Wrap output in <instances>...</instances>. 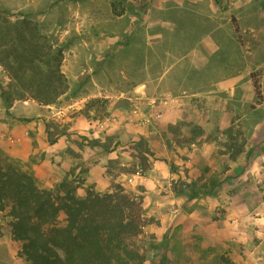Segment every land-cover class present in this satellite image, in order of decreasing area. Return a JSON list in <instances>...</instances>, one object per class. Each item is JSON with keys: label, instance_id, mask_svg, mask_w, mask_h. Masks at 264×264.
I'll return each mask as SVG.
<instances>
[{"label": "rangeland", "instance_id": "1", "mask_svg": "<svg viewBox=\"0 0 264 264\" xmlns=\"http://www.w3.org/2000/svg\"><path fill=\"white\" fill-rule=\"evenodd\" d=\"M125 5L116 15L110 0H0L1 18L25 15L63 46L68 84L50 104L7 106L0 95V151L48 188L67 177L80 196L121 187L142 197V264H264V0ZM212 29L218 50L162 77L170 52L190 51ZM9 84L0 64V86ZM37 119L44 150L14 132ZM19 249L2 212L0 264H27Z\"/></svg>", "mask_w": 264, "mask_h": 264}, {"label": "trees", "instance_id": "2", "mask_svg": "<svg viewBox=\"0 0 264 264\" xmlns=\"http://www.w3.org/2000/svg\"><path fill=\"white\" fill-rule=\"evenodd\" d=\"M116 15L127 0H110ZM64 49L44 38L39 24L23 16L0 17V64L10 69L16 85L0 86L7 106L31 97L54 103L68 89L62 70ZM254 87L259 98L261 86ZM27 91V92H25ZM27 93V94H26ZM6 212L19 256L27 264H134L144 261L136 240L145 225L143 198L121 187L111 192L76 193L67 177L45 187L34 171L0 151V215Z\"/></svg>", "mask_w": 264, "mask_h": 264}, {"label": "crops", "instance_id": "3", "mask_svg": "<svg viewBox=\"0 0 264 264\" xmlns=\"http://www.w3.org/2000/svg\"><path fill=\"white\" fill-rule=\"evenodd\" d=\"M213 31H214L213 29L210 30V32H208L207 34H205L203 36L201 41L198 40L196 42V44L191 46L192 48H191L190 51H188V52H186V53H184L182 55H177V53H171L170 52L169 55H173L175 57V60H174L175 62L165 68V70L163 71L162 77L166 76L167 74H169L173 70H175L176 66L182 64V60H184V58H186V57H190L192 62H193V64L195 66H198L199 59H202V57H205L206 51L211 53L214 50H218L220 48V45L217 42L216 38H214V36L212 34ZM161 33H159V36H161ZM230 79H234V77H229L228 76L226 78L225 77L220 78V79H218V81L222 80V82L219 81L217 83H214V85L216 84L217 86H220L222 84H228V83H225V81L226 82L229 81V83H230V81H231ZM252 81H253V79H252ZM253 87H254V81H253ZM254 89H255V87H254ZM261 89H262V86H261ZM255 93H256V90H255ZM27 128L31 129V133H33L34 137L30 138L29 136H23L24 133H25L24 130L27 129ZM14 130H15L14 131L15 134L18 133L22 138H24V140L28 139L31 142H37L38 143V147H41L42 150L46 149V145L48 146V141L46 140L47 139L46 125L44 124V120L43 119L33 120L30 125L29 124L28 125H24L22 123L16 124L14 126ZM32 151H33V148L30 149L29 153H31ZM34 151H35V148H34ZM12 152L14 154H16L17 156L18 155L21 156V157L25 156V155L21 154V151H18V150H13Z\"/></svg>", "mask_w": 264, "mask_h": 264}]
</instances>
